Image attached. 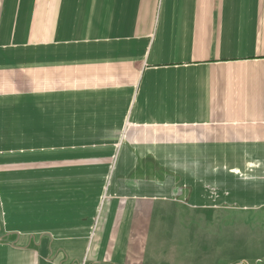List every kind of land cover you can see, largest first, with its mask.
Returning <instances> with one entry per match:
<instances>
[{"label":"crops","instance_id":"obj_1","mask_svg":"<svg viewBox=\"0 0 264 264\" xmlns=\"http://www.w3.org/2000/svg\"><path fill=\"white\" fill-rule=\"evenodd\" d=\"M261 211L264 0H0V264L217 263Z\"/></svg>","mask_w":264,"mask_h":264},{"label":"rangeland","instance_id":"obj_2","mask_svg":"<svg viewBox=\"0 0 264 264\" xmlns=\"http://www.w3.org/2000/svg\"><path fill=\"white\" fill-rule=\"evenodd\" d=\"M234 215L221 222L228 230V235L222 237L227 252L217 263L213 253L211 264H264V211ZM215 237L213 231L212 248L216 247Z\"/></svg>","mask_w":264,"mask_h":264}]
</instances>
